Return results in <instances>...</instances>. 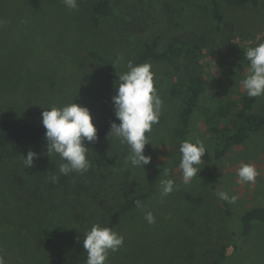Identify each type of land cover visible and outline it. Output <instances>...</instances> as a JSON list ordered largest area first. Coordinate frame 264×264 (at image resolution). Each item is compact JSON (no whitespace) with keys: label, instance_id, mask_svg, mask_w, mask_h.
I'll return each mask as SVG.
<instances>
[{"label":"rangeland","instance_id":"1","mask_svg":"<svg viewBox=\"0 0 264 264\" xmlns=\"http://www.w3.org/2000/svg\"><path fill=\"white\" fill-rule=\"evenodd\" d=\"M97 1L77 0L78 8L69 10L62 0H0L5 21L0 25V123L42 125V111L74 100L88 107L94 125L101 126L114 117V80L93 54L121 74L156 36L160 50L178 36L202 49L197 57L180 60L181 72L166 62H147L163 107L161 122L146 134L151 144L144 154L152 159L144 169L126 163L127 146L111 136L88 151L92 166L83 175H60L58 156L42 155L25 168L27 152L42 153L45 147L7 148L0 154L3 264H54L41 238L44 225L52 226L68 255L94 223L104 226L115 210L140 194L146 207L119 221L115 231L124 243L109 253L107 264H210L222 245L237 246L228 249L226 264H264L263 223H253L247 237L233 235L245 211L264 206V128L217 162L215 181L208 175L211 164L203 161L188 185L178 169L182 139L176 134L191 76L205 79L204 101L212 106L246 95L240 84L247 75L244 51L264 42V3L223 5L225 22L218 28L207 0H112L113 17L95 27ZM254 110L264 115V96L256 98ZM186 139L202 142L212 153L216 147L199 113ZM243 163L259 173L254 183L238 182ZM165 168L169 177L162 175ZM53 171L59 175L56 183L50 179ZM165 178L174 179L179 190L161 199L159 181ZM217 189L234 196L235 203L220 200ZM146 211L153 212L155 224L144 219Z\"/></svg>","mask_w":264,"mask_h":264},{"label":"clouds","instance_id":"2","mask_svg":"<svg viewBox=\"0 0 264 264\" xmlns=\"http://www.w3.org/2000/svg\"><path fill=\"white\" fill-rule=\"evenodd\" d=\"M69 10L78 8L77 0H62ZM5 21L0 20V25ZM243 60L247 61V75L240 81L243 90L249 98L264 96V42L247 47ZM127 71L122 72L119 84L111 97L114 116L119 123L113 121L108 136L126 145L129 155L126 159L132 168H142L150 164L152 157L145 155V146L150 143L149 136L153 125L160 120L163 101L154 87V73L150 63L136 64L129 60L125 65ZM42 126L45 131V150L42 153L29 150L23 163L25 168L34 166V161L42 155L49 159L58 156L61 163L58 166L60 175L88 172L92 162L88 159V145L98 139L97 128L88 107L75 103L74 100L61 106H52L42 111ZM206 147L200 142L183 140L179 144L180 160L178 169L184 185H188L199 175L202 157ZM162 175L169 177L167 168ZM259 175L256 168L247 163L241 164L236 172L241 184L254 183ZM51 182L56 183L59 175L50 176ZM160 197L163 199L179 185L174 179L165 178L159 181ZM216 196L229 203H235L236 198L227 192L217 189ZM137 209H144L143 201H135ZM144 219L148 224H155L156 218L151 211H146ZM79 240V238H78ZM124 236L111 227L94 223L83 236V250L87 253L85 264H107L109 253L117 252L123 246ZM0 264L3 260L0 259Z\"/></svg>","mask_w":264,"mask_h":264},{"label":"trees","instance_id":"3","mask_svg":"<svg viewBox=\"0 0 264 264\" xmlns=\"http://www.w3.org/2000/svg\"><path fill=\"white\" fill-rule=\"evenodd\" d=\"M211 7V14L218 28L224 25L225 17L223 5L230 7H244L247 5L258 6L264 0H207ZM112 0H100L92 6V23L97 27L101 21L111 18L114 15ZM130 22H125L130 28ZM160 37L156 36L146 43L134 63L166 62L175 71L181 72L179 64L182 58L191 59L199 55L202 46L198 42L187 37H175L169 44L160 50ZM98 61L104 64L112 74L114 80L113 94L115 87L119 84V71L111 63L93 54ZM207 82L202 76L194 75L189 78L187 87L186 104L179 113V127L177 137L187 140L191 128L192 118L195 113L201 114L206 126L207 133L216 140V147L212 152L206 147L202 161L210 163L211 169L208 172L209 178L215 181L217 162L223 158L233 147L245 143L251 135L258 133L264 128V115L255 112L256 98H249L244 95L240 100H222L215 106L204 101L207 92ZM162 116H160V123ZM116 120L115 116L107 123L97 126V141L88 145V151L93 150L100 142L108 137L111 123ZM157 123V124H158ZM45 129L42 125L25 123L22 121H8L0 123V154L7 148H26L31 146L45 147ZM214 184V183H213ZM216 186H214V189ZM144 201L145 195H136L127 200L122 206L115 210L104 226L116 229L119 221L130 211L136 208L135 201ZM228 214L230 211H227ZM264 224V207H252L245 211L239 221L237 230L233 235L239 238L247 237L253 227V223ZM41 238L44 246L50 253L54 264H85L87 253L83 250V243L77 245L70 254L66 255L64 249L59 245L55 230L51 225H44L41 229ZM235 245L220 246L210 264H226L228 249ZM29 248H25V254Z\"/></svg>","mask_w":264,"mask_h":264},{"label":"crops","instance_id":"4","mask_svg":"<svg viewBox=\"0 0 264 264\" xmlns=\"http://www.w3.org/2000/svg\"><path fill=\"white\" fill-rule=\"evenodd\" d=\"M3 35V34H2ZM264 207V206H263Z\"/></svg>","mask_w":264,"mask_h":264}]
</instances>
